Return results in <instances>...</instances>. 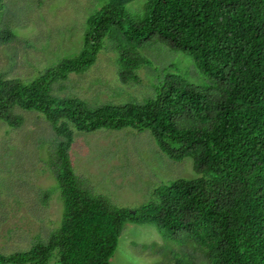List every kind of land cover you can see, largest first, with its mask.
Instances as JSON below:
<instances>
[{"label": "trees", "instance_id": "obj_1", "mask_svg": "<svg viewBox=\"0 0 264 264\" xmlns=\"http://www.w3.org/2000/svg\"><path fill=\"white\" fill-rule=\"evenodd\" d=\"M128 1L108 0L89 16L80 52L32 82L0 73V120L17 127L15 107L36 111L54 132L48 166L63 205L46 241L0 254V264H109L125 222L193 241L206 264H264V0H147L139 22L126 16ZM13 37L0 24V43ZM105 38L123 83L146 63L137 49L160 41L189 55L215 88L169 77L142 103L94 108L50 95L52 82L94 63ZM123 128L149 130L172 160L190 157L197 177L170 181L133 210L94 193L72 168V129Z\"/></svg>", "mask_w": 264, "mask_h": 264}, {"label": "rangeland", "instance_id": "obj_2", "mask_svg": "<svg viewBox=\"0 0 264 264\" xmlns=\"http://www.w3.org/2000/svg\"><path fill=\"white\" fill-rule=\"evenodd\" d=\"M108 0H2L0 24L14 37L0 43V73L28 84L83 46L87 18ZM147 0H129L128 18L142 21ZM145 65L136 80L122 82L114 46L107 38L94 63L50 85L56 98L74 97L89 108L102 104L142 103L169 78L201 90L215 88L186 53L158 41L137 49ZM13 112L21 124L0 120V254L28 250L46 241L60 226V189L48 166L55 138L41 113ZM73 130L69 155L74 172L94 193L112 204L133 210L145 205L154 190L174 179H194L192 159L172 160L163 154L149 130ZM109 264H206L191 240L164 239L152 224L125 222Z\"/></svg>", "mask_w": 264, "mask_h": 264}]
</instances>
